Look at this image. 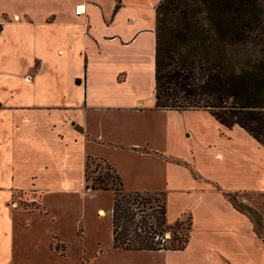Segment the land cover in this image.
Wrapping results in <instances>:
<instances>
[{
	"label": "crops",
	"instance_id": "crops-1",
	"mask_svg": "<svg viewBox=\"0 0 264 264\" xmlns=\"http://www.w3.org/2000/svg\"><path fill=\"white\" fill-rule=\"evenodd\" d=\"M161 1L0 0V264H264L226 196L264 197V146L156 108ZM89 157L128 191L164 192L170 224L190 217L186 248H114V194L86 190Z\"/></svg>",
	"mask_w": 264,
	"mask_h": 264
},
{
	"label": "trees",
	"instance_id": "trees-1",
	"mask_svg": "<svg viewBox=\"0 0 264 264\" xmlns=\"http://www.w3.org/2000/svg\"><path fill=\"white\" fill-rule=\"evenodd\" d=\"M155 64L157 109L204 110L264 146V0H162L156 8ZM96 161L100 169L90 179ZM86 190L114 194V248L180 251L188 245L190 217L186 228L184 220L170 224L166 194L128 191L106 160L88 158ZM226 196L264 238V217L238 195Z\"/></svg>",
	"mask_w": 264,
	"mask_h": 264
},
{
	"label": "rangeland",
	"instance_id": "rangeland-1",
	"mask_svg": "<svg viewBox=\"0 0 264 264\" xmlns=\"http://www.w3.org/2000/svg\"><path fill=\"white\" fill-rule=\"evenodd\" d=\"M98 164H99L98 161H96L94 164H92V166L90 168V171H89L90 172V179H92L93 176L97 175V172L100 169V167L99 168L97 167ZM103 171H105V169H103ZM246 198L249 199V200L254 201L255 203H258L259 206L261 208H263L262 207V205L264 204V197L263 196H261V195L260 196H256V195H252V194H241V195L238 196V200L241 201V202H242L243 199H246ZM242 203L246 205L247 202H244V200H243ZM253 210H254V212L256 211L255 209H253ZM188 218L189 217L186 215L184 217V219H183L184 222L186 223L185 226H184L185 228L187 227V224H188V222H187ZM256 228H259V227H256ZM259 231H261V233H264V227L259 229ZM166 237L169 238L170 237V233H167Z\"/></svg>",
	"mask_w": 264,
	"mask_h": 264
},
{
	"label": "built area",
	"instance_id": "built-area-1",
	"mask_svg": "<svg viewBox=\"0 0 264 264\" xmlns=\"http://www.w3.org/2000/svg\"><path fill=\"white\" fill-rule=\"evenodd\" d=\"M76 13L78 15L84 14L85 13V7L83 5H80L76 8ZM247 200H244L246 202Z\"/></svg>",
	"mask_w": 264,
	"mask_h": 264
}]
</instances>
